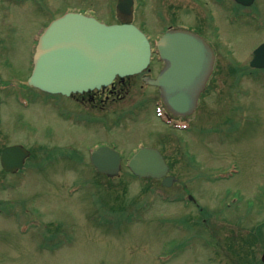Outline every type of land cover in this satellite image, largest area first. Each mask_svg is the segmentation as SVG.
Instances as JSON below:
<instances>
[{"label": "rangeland", "instance_id": "1", "mask_svg": "<svg viewBox=\"0 0 264 264\" xmlns=\"http://www.w3.org/2000/svg\"><path fill=\"white\" fill-rule=\"evenodd\" d=\"M4 1L8 79L20 83L39 32L58 15L88 10L118 21L117 0ZM136 1L134 22L150 38L171 23H200L218 50L214 77L187 119L192 130L167 127L157 114L158 90L140 75L131 77L132 100L87 116L64 94L56 111L40 103L22 108L9 91L8 133L45 123L48 147L84 150L85 157L31 158L23 172H8V187L0 184V264H252L247 257L264 264V70L249 65L264 41V0L239 15L231 0ZM102 142L125 157L143 144L180 154L168 158L177 180L165 187L137 178L126 162L118 176L99 174L86 150ZM256 235L260 245L247 254Z\"/></svg>", "mask_w": 264, "mask_h": 264}, {"label": "water", "instance_id": "2", "mask_svg": "<svg viewBox=\"0 0 264 264\" xmlns=\"http://www.w3.org/2000/svg\"><path fill=\"white\" fill-rule=\"evenodd\" d=\"M249 4L253 0H238ZM133 0H119V23L107 24L94 16L68 12L50 22L40 35L29 83L52 93L71 94L109 85L116 77L142 72L150 63L151 43L133 22ZM165 67L157 78L147 81L160 87L164 102L175 115L192 114L213 67L210 45L188 30L166 32L157 44ZM252 66L264 67V43L254 52ZM28 151L21 145L8 146L2 162L8 171L24 165ZM101 172L115 175L122 158L116 150L102 147L93 153ZM140 177L163 178L169 186V165L156 147H143L129 160ZM264 261V254L262 256Z\"/></svg>", "mask_w": 264, "mask_h": 264}, {"label": "flooded vegetation", "instance_id": "3", "mask_svg": "<svg viewBox=\"0 0 264 264\" xmlns=\"http://www.w3.org/2000/svg\"><path fill=\"white\" fill-rule=\"evenodd\" d=\"M5 1L0 0V13L2 5ZM4 9V22L5 26H2V21H0V184H3L4 187H8V183L6 181V176L8 174V171L4 169L1 158H2V151L4 148L8 147V145L12 144H22L26 146L30 150V154L27 156V158H84L83 155L84 150L77 151V149H68V148H55V147H48L46 144V140L42 139L41 136L44 132V126L45 123L42 125V128L34 129L33 131L29 130V124L26 123L23 131L28 128L26 132H19L17 128L13 130V132L8 133V114L3 112V108H6V102L8 103V92L10 91L13 94V97L11 96V99L14 100L19 106L21 104L18 102V99L20 97H23L28 101L29 104H27V107L22 108H30L33 104L40 103L41 106L47 107V108H53L56 111L59 110L61 106V100L60 96H55L52 94H48L45 92H42L38 88H35L33 86H30L27 83L22 82L18 84V87L11 88L10 87V80L8 79V5L6 7H3ZM3 11V10H2ZM194 30L203 35L206 40L209 41L211 44L215 56H216V63L218 59V50L213 43V41L205 34L207 31L205 29H197L194 28ZM251 60V59H250ZM249 60V61H250ZM162 66V65H161ZM155 71L154 67L152 70L154 72H157L158 74L160 67ZM215 68L212 75L210 76L209 83L207 90L209 88L210 80L214 77ZM153 76V75H151ZM143 74L141 75V79L143 80ZM132 86V80L131 77L127 78H119L116 79L111 85L101 87L99 89L90 90L83 93H75L72 94L69 99L71 100V103L75 106H80V108L85 110V115L87 116L88 113L92 110H95L96 112H103L105 109L108 108L109 104H118L122 102H126V100L129 98L131 91L130 87ZM10 95V94H9ZM10 98V97H9ZM201 104V100H200ZM199 104V105H200ZM71 110L73 111L72 106H70ZM69 117L72 116V114L69 112ZM174 116V115H173ZM175 117V116H174ZM180 119H187V116H179ZM76 119V116L74 117ZM88 118L87 120H89ZM173 129V128H172ZM175 130V129H173ZM29 131L33 133V136H29ZM41 132V133H40ZM170 135V134H169ZM164 138H166L164 136ZM183 141V140H182ZM162 149L163 146H160ZM32 148V150H31ZM164 154L167 158H180V154L172 156L168 153V151L165 149L163 150ZM176 153L178 151H175Z\"/></svg>", "mask_w": 264, "mask_h": 264}, {"label": "trees", "instance_id": "4", "mask_svg": "<svg viewBox=\"0 0 264 264\" xmlns=\"http://www.w3.org/2000/svg\"><path fill=\"white\" fill-rule=\"evenodd\" d=\"M259 239H260V237H258V235L253 236V241H254L255 243H252L251 245H249L250 248L248 247V248H249V252H248L247 254H251V253H250V249H252V248L255 249V248H256V245H255V244H256V241L259 240ZM247 242H248V243L251 242V238H249V239L247 240ZM257 242H259V241H257ZM259 245H260V244H259ZM247 259H248V261L252 262V264H255V263H256L255 259H252L251 257H249V258L247 257ZM242 264H245V263L242 262Z\"/></svg>", "mask_w": 264, "mask_h": 264}]
</instances>
